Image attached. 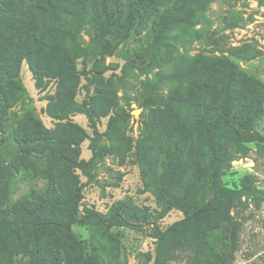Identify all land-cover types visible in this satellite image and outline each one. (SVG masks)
<instances>
[{
  "label": "rangeland",
  "instance_id": "rangeland-1",
  "mask_svg": "<svg viewBox=\"0 0 264 264\" xmlns=\"http://www.w3.org/2000/svg\"><path fill=\"white\" fill-rule=\"evenodd\" d=\"M58 1L69 13L46 0H0V62L8 71H0V264H22L27 256L17 249L29 241L33 219L66 220L77 188L82 210L109 214L132 199L162 230L184 217L173 199L205 166L199 123L212 91L203 84L217 85L208 56L233 62L221 74L233 72L245 114L264 134V4L210 0L203 14L169 25L163 37L164 14L184 19L198 0L146 1L129 37L101 58L94 22L102 0H86L78 33L61 53L49 28L57 18L75 19L80 0ZM119 1L125 19L138 0ZM179 64L201 85L190 103L184 80L172 76ZM224 136L222 181L239 187L251 176L264 191V144L247 143L243 155L234 132ZM236 217L235 235L225 223L208 241L228 253L224 264H264V201ZM150 226L75 224L47 234L45 243L57 253L55 264H155L159 240ZM194 255L177 250L164 264H193Z\"/></svg>",
  "mask_w": 264,
  "mask_h": 264
},
{
  "label": "trees",
  "instance_id": "trees-1",
  "mask_svg": "<svg viewBox=\"0 0 264 264\" xmlns=\"http://www.w3.org/2000/svg\"><path fill=\"white\" fill-rule=\"evenodd\" d=\"M146 1L151 0H138L123 19L119 0H116L113 6L109 0H102L100 12L94 22V41L101 58L114 54L120 44L129 37L140 18L141 6ZM256 1L261 5L264 4V0ZM46 2L53 11L61 9L69 13V10H66L58 0L56 2L46 0ZM85 2L86 0H80L79 6L74 11L75 19L57 18V25L49 28V33L57 38L54 46L56 52L63 51L62 43L66 38L75 37L78 33ZM209 2L210 0H198L191 4L184 19L167 11L162 20L161 36L168 37L169 25L179 24L183 20L189 21L197 13L203 14ZM149 55L154 58L152 52ZM208 58L213 59V64H209L208 69L212 80H215L217 85L203 84L212 91L211 104L206 108L199 123V141L205 154V166L202 171H199L200 180L189 185L183 196H176L173 199L174 203L184 211L185 216L162 230L154 225L153 214L134 203L132 199L117 203L109 214L89 209L82 210L79 207L82 199L81 188H77L73 208L66 220L48 216H37L33 219L29 241L19 243L17 249L18 253L27 256L22 264H55L57 253H53L51 247L45 243V237L47 234L61 230L70 231L75 224L98 225L104 228L128 226L139 229L143 228L145 223L151 225L155 237L159 240L155 264H164L177 250L194 251L193 264L225 263L228 253L217 252L208 238L225 223L232 226V233L235 235L240 225V220L236 217L240 208L248 209L251 204L261 207L264 191L256 186L251 176H247L239 187H231L222 181V164L225 158L221 151L226 141L224 133L229 130L234 132L232 142L237 152L243 155L250 150L247 143L264 144V134L256 128V118L245 114L242 95L235 89L233 72L221 74L227 67L232 68L233 62L229 57L208 56ZM0 71L2 73L7 71L1 62ZM193 74L191 67L183 68L179 64L172 75L184 80V89L188 94L185 101L187 103L192 101L195 89L201 86L196 83ZM175 94L181 97L178 90ZM177 96L174 97L179 100ZM87 111L90 115L88 109ZM259 151H264V146L259 148ZM87 165V161L81 163L85 169Z\"/></svg>",
  "mask_w": 264,
  "mask_h": 264
}]
</instances>
